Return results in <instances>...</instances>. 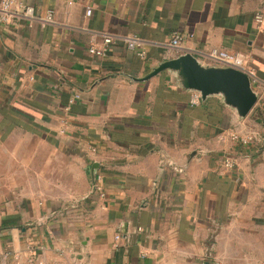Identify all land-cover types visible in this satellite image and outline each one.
Returning a JSON list of instances; mask_svg holds the SVG:
<instances>
[{
	"label": "crops",
	"instance_id": "obj_1",
	"mask_svg": "<svg viewBox=\"0 0 264 264\" xmlns=\"http://www.w3.org/2000/svg\"><path fill=\"white\" fill-rule=\"evenodd\" d=\"M24 2L32 19L0 24V136L38 139L41 197L22 190L0 211V264H213L209 252L264 264V0ZM130 34L144 57L122 41ZM105 35L107 55H90ZM213 48L255 69L258 101L244 118L219 95L191 105L175 72L142 80L187 52L221 64ZM234 132L259 137L240 145ZM226 156L236 167L221 174ZM63 159L83 178L66 195L54 187ZM95 163L105 197L91 194Z\"/></svg>",
	"mask_w": 264,
	"mask_h": 264
},
{
	"label": "water",
	"instance_id": "obj_2",
	"mask_svg": "<svg viewBox=\"0 0 264 264\" xmlns=\"http://www.w3.org/2000/svg\"><path fill=\"white\" fill-rule=\"evenodd\" d=\"M163 71L175 72L181 86L186 90L200 93L202 100L213 95L221 96L224 103L235 109L242 118L252 111L258 101V94L246 72L224 64H204L189 52L161 62L142 80H147ZM97 167L95 163L91 170V194L96 191Z\"/></svg>",
	"mask_w": 264,
	"mask_h": 264
},
{
	"label": "built area",
	"instance_id": "obj_3",
	"mask_svg": "<svg viewBox=\"0 0 264 264\" xmlns=\"http://www.w3.org/2000/svg\"><path fill=\"white\" fill-rule=\"evenodd\" d=\"M89 2L91 0H88ZM93 13V8L91 5L86 7V15L91 16ZM34 17V6L27 4L24 0H0V24H9L16 19H32ZM255 19L259 24L264 23V13L257 12L255 15ZM46 21H53V11H49ZM191 38L194 34L189 35ZM182 35L176 33L172 40V46H179L182 41ZM122 41L126 44V46L135 51L140 57H144L146 52L143 48V40L137 34H130L128 36L122 37ZM114 39L112 35H105L102 40V44L98 46L96 43H91L89 46L88 52L92 56L96 57H105L112 45L114 44ZM210 59L217 63H221L224 65L232 66L246 72L252 82L256 78L255 69L246 62V59L243 55L231 53L225 49L213 48L209 53ZM81 98L80 93H75L71 96L68 101V104L65 106V110L67 112L71 111L72 105L76 103L78 99ZM202 102L201 95L198 92H193L191 95L190 103L193 106L199 105ZM64 124H66V120H63ZM259 136L257 134H247L240 135L239 133H232L231 139L237 142L240 145H249L254 143ZM236 167V160L232 156H226L223 161L222 168L220 170L221 174H225ZM102 176L99 174L95 175L96 180V191L94 194L99 195L100 197H105V193L102 188L99 186V181ZM92 190V189H91ZM121 234H117L115 236L116 244L119 245L121 241Z\"/></svg>",
	"mask_w": 264,
	"mask_h": 264
},
{
	"label": "rangeland",
	"instance_id": "obj_4",
	"mask_svg": "<svg viewBox=\"0 0 264 264\" xmlns=\"http://www.w3.org/2000/svg\"><path fill=\"white\" fill-rule=\"evenodd\" d=\"M29 148L30 151H28ZM29 157V166L25 167L23 162ZM65 162L63 159L61 184L54 185L56 192L62 195H66L69 188H74L76 191L81 189L83 181L80 167L72 170L67 168L68 164L65 166ZM72 171L74 174L70 173ZM52 179H54L53 175L50 177V180ZM22 190L35 192L41 197V146L39 141L37 138L28 140L27 137L21 135L0 136V211L5 207L6 202L10 201L11 196L13 197ZM211 253H207V259H210L213 264H219ZM239 260L241 259L231 261L230 264H245Z\"/></svg>",
	"mask_w": 264,
	"mask_h": 264
},
{
	"label": "trees",
	"instance_id": "obj_5",
	"mask_svg": "<svg viewBox=\"0 0 264 264\" xmlns=\"http://www.w3.org/2000/svg\"><path fill=\"white\" fill-rule=\"evenodd\" d=\"M17 221H15V220H7V221H4L3 222V225L4 226H10V225H13V224H15Z\"/></svg>",
	"mask_w": 264,
	"mask_h": 264
}]
</instances>
